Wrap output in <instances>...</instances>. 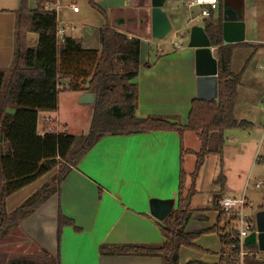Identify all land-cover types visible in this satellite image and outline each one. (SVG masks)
<instances>
[{"label":"crops","instance_id":"crops-1","mask_svg":"<svg viewBox=\"0 0 264 264\" xmlns=\"http://www.w3.org/2000/svg\"><path fill=\"white\" fill-rule=\"evenodd\" d=\"M22 1L0 0V69L9 68L14 62L17 11L21 8ZM46 1L49 9L57 11L58 30H65L64 42L67 40L72 46L102 51L105 38L110 50L121 49L129 54L128 57L120 58L122 64L126 65L131 59L134 41L139 40V68L132 81L138 88L137 116H163L180 125L188 124L193 101L203 100L198 98L195 54L182 43H175L181 45V48H177L172 42L160 43L153 39L151 0H93V4L90 0H82L84 7L80 6L79 0ZM37 3L38 0H29V8L35 9ZM192 3L193 0H167L164 6L171 16L175 33H183L188 39L192 26L200 25L206 29L209 23V18L201 16L204 7L194 6ZM234 4L245 19L246 38L234 48L232 69L235 74L242 75V101L249 108L247 110L242 107V120L252 123V126L242 129V138L238 144L227 147L225 144L223 157H226L228 148L241 153L243 147L246 149L250 144L256 145L257 135L264 134V0H239ZM73 5L80 8L79 12L73 10ZM222 13L223 4L220 1L219 8L211 15L218 20ZM27 40L28 46H36L39 34L28 32ZM154 47L158 48L157 53ZM213 53L217 58L216 46ZM116 63L117 57L113 60V67ZM117 72L124 73L121 70ZM62 82L63 89L69 81ZM239 92L238 88V98ZM62 94H66L71 100V106H75V102L81 104L79 99L82 93L62 91L60 95ZM93 104L80 106H94ZM256 110L259 112L258 117H262L259 122L254 120ZM46 114L43 126L48 116L54 117L62 128L60 132L70 133L73 124L69 119L61 122L63 118L60 108ZM42 129L39 130L40 134ZM185 133L181 136L176 131H153L105 136L71 169L61 184L60 191L31 214L2 243L7 240L13 242L12 236L16 237L18 231L25 230L27 235L24 236H30L39 246L38 249H45L52 256H58L62 264H163L159 255H104L101 249L104 246L116 248L135 245L159 248L165 244L166 238L161 229L163 221L152 216L151 201L174 199L176 209L183 169L188 174L187 188L191 187V174L194 171L193 164L191 168L187 167V157L194 156L197 162L196 153L200 151L202 143L199 150L188 148ZM216 155L206 158L197 178L196 193L191 201V217L185 226L188 234L206 231L218 225V204L223 196H246L254 204L249 198L251 194L258 203V207L253 210L254 214L252 213L255 223L256 213L264 210V191L251 190L249 193V176L245 180L242 171L238 172V177H244V181L241 185H235L226 166L219 171V175L224 172L226 176L225 186L217 183L218 177L214 180L207 199L204 202L198 199L204 193L206 178L203 174H206L208 159ZM224 164L226 162L223 161ZM57 173L58 167L43 175L41 184L44 185ZM36 181L34 182L37 183ZM258 182H264V176ZM31 184L7 197L5 210L8 214L22 201L16 200L15 194L26 191ZM61 212L73 220L80 230H76L74 226H65L59 243ZM210 236H217L221 241L218 233L205 232L194 243ZM17 244V241L14 242L15 246ZM255 246L259 249L258 245ZM221 250L222 246L220 250H215L217 252L210 253V248L198 252L182 246L179 264H219Z\"/></svg>","mask_w":264,"mask_h":264},{"label":"trees","instance_id":"trees-1","mask_svg":"<svg viewBox=\"0 0 264 264\" xmlns=\"http://www.w3.org/2000/svg\"><path fill=\"white\" fill-rule=\"evenodd\" d=\"M90 2L93 4V0ZM17 14L14 62L11 67L0 69V243L60 191L61 184L71 169L105 136L153 131H176L183 136L185 132L193 131L197 133L202 146L196 153L197 162L191 174L190 188H187L188 174L184 169L181 171L178 206L161 226L166 238L165 244L159 248L137 245L116 248L104 246L101 252L104 255H159L163 264H179L182 246L196 248L194 241L200 235L216 232L222 241L221 252L233 249L237 256L240 251L238 232L220 209L219 222L215 227L190 234L185 232V226L191 217L195 184L206 158L214 154L222 156L227 130L248 129L252 126V123L238 120L235 116L242 78L241 74H235L232 69L233 51L238 43L224 44L220 18L216 20L212 14L205 29L212 45L217 47L219 97L216 100H194L188 124L180 125L163 116H137L138 88L132 82L137 75L136 68L126 73L110 70L115 53L110 50L107 39L103 38L102 51L72 46L67 40L59 43L57 11L49 9L46 0H38L35 9L29 8V0H23ZM28 32L39 34L36 46H28ZM132 51L133 58L138 62L139 40L134 41ZM63 80H68L69 83L62 89ZM62 91L96 94L87 134H40L41 112L58 111ZM46 128L45 123L43 130ZM56 167L58 173L55 176L12 213L6 212L5 201L8 196ZM217 183L225 186L224 172L219 175ZM65 226H74L76 230H80L73 220L61 212L59 243ZM245 247L251 252L258 250L255 245ZM4 256L0 251V264H7ZM244 263L264 264V260L248 255ZM9 264L62 263L58 256L41 251L37 259L26 257L20 262L12 261ZM219 264H225L224 259H220Z\"/></svg>","mask_w":264,"mask_h":264},{"label":"rangeland","instance_id":"rangeland-1","mask_svg":"<svg viewBox=\"0 0 264 264\" xmlns=\"http://www.w3.org/2000/svg\"><path fill=\"white\" fill-rule=\"evenodd\" d=\"M79 3H80V6L84 7V3L82 0H79ZM154 40L160 43H171V42L172 44L182 43L186 47H188L189 45V39L185 38L183 33L178 35L177 33H175L174 30H172L164 39L162 40L154 39ZM157 47H154V50L156 53L158 52V48H159ZM114 53H115V57H117L118 63H116V65L112 67L110 70H113V71L121 70V71H124V73H126V72L135 70V68L136 70L139 68V62H137L133 58V56H131V59L127 63L128 65L122 64V61L120 58L128 57L129 54L127 52L121 51V49H118V50H115ZM236 68L238 69V67ZM63 88L65 87L63 86ZM239 89H240V92H239V98H238V103H237L238 109L236 111L237 112L236 114H237V118L242 120V107L246 108L247 110L249 108L246 107V102L242 101V85L241 87L239 86ZM60 101L61 103L59 104L60 105L59 108H60V112L62 113L61 116L63 118L61 122L63 123L64 120L69 119L73 124L72 125L73 127L71 131L69 132L75 135L87 134L90 128L91 121H92L94 106L92 105H89L88 107L80 106L81 104H77L76 102H75L76 104L75 106H71L72 102L70 99L67 98L66 94L60 95L59 102ZM258 103H259V98H258ZM46 115L47 114L45 112H41L40 114V117H39L40 118L39 120L40 129L43 127L44 118ZM258 115H259V112L258 110H256L255 115H254L255 116L254 120H256V122H259V120L262 119V117H258ZM47 119H51V121H54L53 131H55L56 133L57 132L59 133L60 131H62V128H60V126L57 124L54 117L48 116ZM79 123L80 124L83 123V124L79 126ZM246 133H249V132L247 131ZM241 136H242V128L227 130L226 139H225L226 147L228 145H234L236 143L238 144L239 143L238 141H241V138H242ZM185 137H186L188 148L191 147L195 150L200 149L201 142L196 132L187 131L185 133ZM256 139L258 142V143L256 142L257 143L256 145L250 144L246 149H244L243 147L241 153H237L236 150L228 148L226 152V157L225 156L223 157V154H222V157L216 155L208 159L209 162L205 170L206 174H203V176L206 178L204 182L205 183L204 193L202 194V196H199L198 198L200 199L201 202L202 201L204 202L209 196L210 191L214 185L213 184L214 180L219 177V171H222V169H224V166L228 168L229 173H230V178L232 182H234L235 185H241L242 181H244V177L240 179L238 177V172L242 171V175L245 174V180L249 176V180H247V186L249 188V193L251 192V190L252 191H264V189H260V190L256 189L257 180H259L262 176H264V134L263 133L258 134ZM223 161L226 162V164L223 165ZM192 164H193L192 170L194 171L196 160L194 156L190 155L187 157V167L191 168L190 166H192ZM216 171H218L217 175H216ZM43 177L41 176V178L37 180L38 182L36 181L37 183L35 182L32 183L30 188L27 189L26 191L19 192V194L17 195L15 194V199L18 201L22 200L20 204L24 203L28 198H30L33 194H35L42 187L43 184L41 183L44 180ZM249 195H248L249 198L253 200V203H254L253 210H254V208L258 207L257 205L258 203H256L253 197H251V194ZM13 203L14 202H12V204ZM19 205H16L13 208V210H15ZM219 209L222 211V208L220 205H219ZM253 210H252V213L254 214ZM21 232L18 231L17 233L19 234H17L16 237L14 235L12 236L13 242L7 240V242L0 244V251L5 255L4 257L6 258L7 264L11 263L12 261H15L16 263L20 262V260L26 259V257L31 258V259H37L38 254H41V252H38V251H41L40 249H38L39 246L35 244L34 241H32V239H30L31 237L30 236L25 237L27 235V232L25 230H22ZM16 241L18 243L17 246L14 245V242ZM196 245H197L196 248H193V250L202 252V251L207 250V248H210L211 249L210 253L217 252L215 250L217 249L220 250V246H222L221 241L219 240V237L217 236L207 237L204 239V241L202 240L201 242H197ZM216 245H217V248H215ZM206 246H209V247H206ZM43 251H45V249H43Z\"/></svg>","mask_w":264,"mask_h":264},{"label":"water","instance_id":"water-1","mask_svg":"<svg viewBox=\"0 0 264 264\" xmlns=\"http://www.w3.org/2000/svg\"><path fill=\"white\" fill-rule=\"evenodd\" d=\"M223 13L220 16L222 24L223 42L225 45L241 43L246 38V22L238 13L234 2L239 0H221ZM167 0H151L152 13V37L164 39L172 30L171 16L164 9ZM233 3V4H232ZM188 47L194 51L196 63V75L198 83V98L216 100L219 97V65L214 56L212 41L205 28L194 25L190 29ZM96 94L84 92L80 96L79 103L93 104ZM174 199H152L151 214L159 221H164L174 210ZM256 230L246 239L247 245H258L264 251V210L256 213Z\"/></svg>","mask_w":264,"mask_h":264},{"label":"built area","instance_id":"built-area-1","mask_svg":"<svg viewBox=\"0 0 264 264\" xmlns=\"http://www.w3.org/2000/svg\"><path fill=\"white\" fill-rule=\"evenodd\" d=\"M194 6L204 7L202 11V18H209L212 11H215L220 6V0H193ZM73 10L79 12L80 8L77 5H73ZM65 30H58L57 38L59 43L64 42ZM177 48H181V45L175 44ZM47 128L43 130L42 135L53 131L54 121L46 118ZM257 188L264 187V182L256 183ZM219 205L222 208L223 214L233 224L235 230L238 232L240 251L235 256L233 249H227L220 253V259H224L225 264H245L244 259L248 255H254L257 259L264 260V251L260 249L256 251H249L245 246V239L256 230V223L253 219V204L247 199L246 196H224L219 200Z\"/></svg>","mask_w":264,"mask_h":264}]
</instances>
